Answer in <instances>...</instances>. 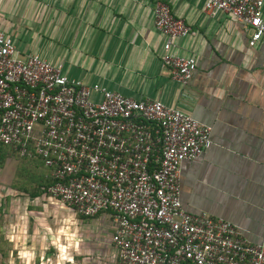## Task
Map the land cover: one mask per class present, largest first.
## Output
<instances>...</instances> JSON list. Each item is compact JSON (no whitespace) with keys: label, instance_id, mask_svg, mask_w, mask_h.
Listing matches in <instances>:
<instances>
[{"label":"crops","instance_id":"0c3cea01","mask_svg":"<svg viewBox=\"0 0 264 264\" xmlns=\"http://www.w3.org/2000/svg\"><path fill=\"white\" fill-rule=\"evenodd\" d=\"M163 2L192 34L173 54L197 69L186 86L163 67L168 36L155 27ZM206 0H0V30L21 56L39 55L86 85L153 100L212 128V147L180 173L184 209L237 226L253 245L264 238V38L231 15L206 13ZM264 16V8H263ZM94 100L102 101L100 94ZM46 189V188H45ZM45 193L9 190L0 204L9 264H113L111 212L85 218Z\"/></svg>","mask_w":264,"mask_h":264},{"label":"built area","instance_id":"2783aa9c","mask_svg":"<svg viewBox=\"0 0 264 264\" xmlns=\"http://www.w3.org/2000/svg\"><path fill=\"white\" fill-rule=\"evenodd\" d=\"M263 8L264 0H206L205 11L231 15L255 46ZM155 27L168 36L163 67L186 86L197 61L172 49L191 28L163 2ZM212 131L184 110L72 80L39 55L23 58L0 30V145L42 160L54 179L47 195L81 217L112 213L113 264H264V238L253 245L234 224L183 207L181 166L212 147Z\"/></svg>","mask_w":264,"mask_h":264},{"label":"rangeland","instance_id":"374dc122","mask_svg":"<svg viewBox=\"0 0 264 264\" xmlns=\"http://www.w3.org/2000/svg\"><path fill=\"white\" fill-rule=\"evenodd\" d=\"M34 166L29 161H22L17 156L10 157L4 166H0V204L5 212L10 209V199L7 195L9 190L14 189L13 186L15 185L28 184V177L31 176L30 170H33ZM6 242V234L0 231V264H9V253L12 255L13 252V249H8Z\"/></svg>","mask_w":264,"mask_h":264},{"label":"trees","instance_id":"16d2710c","mask_svg":"<svg viewBox=\"0 0 264 264\" xmlns=\"http://www.w3.org/2000/svg\"><path fill=\"white\" fill-rule=\"evenodd\" d=\"M17 156L21 158L22 161H29L32 165H35L33 170H30L31 176L28 177V184L23 183L22 186L15 185L13 188L22 193H27L32 195V197L39 196L45 191L43 189H48L54 184V179L52 178V170L47 168L44 162L40 159H28L19 154L18 151L14 150L9 146L0 145V166H4L7 159L10 157ZM45 189V190H46Z\"/></svg>","mask_w":264,"mask_h":264}]
</instances>
